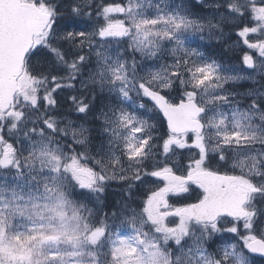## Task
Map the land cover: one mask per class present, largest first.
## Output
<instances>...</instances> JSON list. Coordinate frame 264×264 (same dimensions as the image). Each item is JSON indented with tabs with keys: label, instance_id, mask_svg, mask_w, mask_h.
I'll use <instances>...</instances> for the list:
<instances>
[{
	"label": "snow or ice",
	"instance_id": "6c2138e0",
	"mask_svg": "<svg viewBox=\"0 0 264 264\" xmlns=\"http://www.w3.org/2000/svg\"><path fill=\"white\" fill-rule=\"evenodd\" d=\"M30 3L5 233L42 230V264H264V0Z\"/></svg>",
	"mask_w": 264,
	"mask_h": 264
},
{
	"label": "water",
	"instance_id": "95a60500",
	"mask_svg": "<svg viewBox=\"0 0 264 264\" xmlns=\"http://www.w3.org/2000/svg\"><path fill=\"white\" fill-rule=\"evenodd\" d=\"M37 7L21 0H0V109L12 103L14 86L9 78L17 67L14 52L23 43L21 37L34 26L40 15ZM17 86V81H16Z\"/></svg>",
	"mask_w": 264,
	"mask_h": 264
},
{
	"label": "rangeland",
	"instance_id": "374dc122",
	"mask_svg": "<svg viewBox=\"0 0 264 264\" xmlns=\"http://www.w3.org/2000/svg\"><path fill=\"white\" fill-rule=\"evenodd\" d=\"M23 2H30V0H21ZM24 76H21V81L25 80ZM17 83V86L21 83ZM249 85L239 84L235 87L243 88ZM19 95V93H17ZM2 112V111H0ZM4 226L8 227L7 233H5L4 227L0 226V240L5 242V246L0 247V255L10 256L14 260H16V264H29V258L33 262L39 261L43 262L44 253H47L48 246H45L43 250L39 247L40 241L44 240L46 237L42 234V230L37 229V235L35 238H29L27 235L21 238V240H17L12 233V225H11V217L4 219L2 221ZM51 231V230H47ZM53 235H55L53 233ZM60 248L64 253L71 252L73 249L71 248V243L67 239V237H60ZM67 255L64 256V259H67Z\"/></svg>",
	"mask_w": 264,
	"mask_h": 264
}]
</instances>
